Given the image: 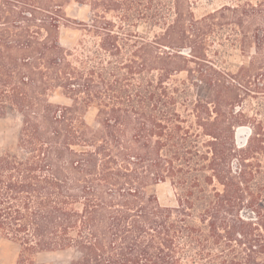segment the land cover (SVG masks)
<instances>
[{
  "label": "trees",
  "instance_id": "1",
  "mask_svg": "<svg viewBox=\"0 0 264 264\" xmlns=\"http://www.w3.org/2000/svg\"><path fill=\"white\" fill-rule=\"evenodd\" d=\"M69 1L0 0V117L22 118L16 149L0 153V235L21 246L16 264H42V251H71L70 264H264V111L244 108L253 74L202 51L218 18L247 6L197 17L192 0H89L68 48ZM168 180L175 206L154 191Z\"/></svg>",
  "mask_w": 264,
  "mask_h": 264
},
{
  "label": "rangeland",
  "instance_id": "2",
  "mask_svg": "<svg viewBox=\"0 0 264 264\" xmlns=\"http://www.w3.org/2000/svg\"><path fill=\"white\" fill-rule=\"evenodd\" d=\"M84 1V2H83ZM194 1V13L197 17H203L208 13L219 9L225 5H246L247 11L242 12V7L238 13L227 11L225 16L218 18L219 26L215 29V34L208 35L205 44H203V53L208 61H214L221 69L230 70L240 79L246 74H253V77L246 76L249 83L244 87L246 92H242L244 108L250 114L256 112V109L264 111V75L255 78L254 73L264 74V0H192ZM89 0H70L63 7L65 15H68L72 21L89 22L92 16V8ZM254 7V8H253ZM112 16V13L108 14ZM63 19L59 30L60 41L62 45L73 48L79 45L86 31L82 25ZM142 29V27H141ZM189 54V51H186ZM208 61H204L209 63ZM251 69L249 70V66ZM191 68H197L195 62H190ZM194 73L192 76H197ZM176 77L181 81L190 79L189 71H182ZM251 79V80H250ZM191 78L190 81H192ZM202 93L206 94L208 89L202 85ZM192 98L197 97L198 88L192 89ZM53 101L60 104L71 103V100L61 94H56ZM186 114V110L182 109ZM87 122L93 126L98 125V109L91 107L86 113ZM193 118V117H192ZM22 125V118L19 114H8L0 117V153L5 150H15L18 143L19 132ZM252 123L238 125L235 129V137L238 145H243L247 137L251 134ZM264 160V157H262ZM161 203L165 205H177V189L170 180L161 182L154 187ZM245 216L253 215L249 210L243 211ZM21 253V246L0 235V263L16 264ZM73 253L71 251H42L35 257L42 264H70Z\"/></svg>",
  "mask_w": 264,
  "mask_h": 264
}]
</instances>
